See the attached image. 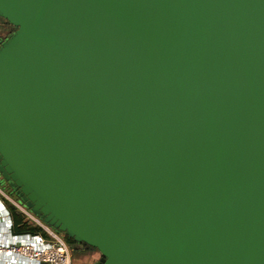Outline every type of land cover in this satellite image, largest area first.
<instances>
[{"label": "water", "instance_id": "water-1", "mask_svg": "<svg viewBox=\"0 0 264 264\" xmlns=\"http://www.w3.org/2000/svg\"><path fill=\"white\" fill-rule=\"evenodd\" d=\"M0 176L96 264H264V0H0Z\"/></svg>", "mask_w": 264, "mask_h": 264}, {"label": "built area", "instance_id": "built-area-1", "mask_svg": "<svg viewBox=\"0 0 264 264\" xmlns=\"http://www.w3.org/2000/svg\"><path fill=\"white\" fill-rule=\"evenodd\" d=\"M7 205L22 215L24 221L39 231L12 234V220ZM72 250L64 237L47 227L23 204L0 188V264H71Z\"/></svg>", "mask_w": 264, "mask_h": 264}, {"label": "trees", "instance_id": "trees-1", "mask_svg": "<svg viewBox=\"0 0 264 264\" xmlns=\"http://www.w3.org/2000/svg\"><path fill=\"white\" fill-rule=\"evenodd\" d=\"M7 26H8V29H7L6 34H1L0 33V41L1 42H3L6 39H8L12 35V33L14 32V28H12L8 24H7ZM9 31H11V33H9ZM5 193L7 194V192H5ZM7 195H9V194H7ZM7 209L9 211V213H10L11 220H12V224H13V226H12V234H14V235L32 234V233H35V232H38L39 231L37 228H32V226H30L29 224H27L24 221V218L22 217V215H20L19 213H17L16 210L12 206L7 205ZM62 236L64 237V240L66 241L67 245L69 246V248L71 250H73V248H75V247H82L85 250H93V249H91V248H89V247H87L85 245L76 244L72 240L66 238L64 235H62Z\"/></svg>", "mask_w": 264, "mask_h": 264}, {"label": "rangeland", "instance_id": "rangeland-1", "mask_svg": "<svg viewBox=\"0 0 264 264\" xmlns=\"http://www.w3.org/2000/svg\"><path fill=\"white\" fill-rule=\"evenodd\" d=\"M8 29L7 24L5 21L0 19V33L6 34ZM3 191L4 188L0 187ZM18 201V199H14ZM19 202V201H18ZM100 255L95 250H85L82 247H75L72 250L71 254V264H94L95 262L99 261Z\"/></svg>", "mask_w": 264, "mask_h": 264}, {"label": "flooded vegetation", "instance_id": "flooded-vegetation-1", "mask_svg": "<svg viewBox=\"0 0 264 264\" xmlns=\"http://www.w3.org/2000/svg\"><path fill=\"white\" fill-rule=\"evenodd\" d=\"M9 33H11V31H9ZM1 41H0V45H1ZM0 187L4 188V190L7 191V194H9V197H12L13 199H18V201H20L18 195L16 194V192H14L8 185V183H5L1 176H0ZM100 260V259H99ZM98 262V261H97ZM97 262H95L94 264H96Z\"/></svg>", "mask_w": 264, "mask_h": 264}]
</instances>
